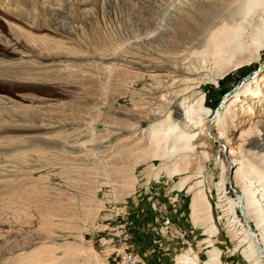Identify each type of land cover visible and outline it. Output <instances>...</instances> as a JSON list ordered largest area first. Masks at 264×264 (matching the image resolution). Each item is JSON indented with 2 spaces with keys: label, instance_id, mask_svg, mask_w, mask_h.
Here are the masks:
<instances>
[{
  "label": "rangeland",
  "instance_id": "rangeland-1",
  "mask_svg": "<svg viewBox=\"0 0 264 264\" xmlns=\"http://www.w3.org/2000/svg\"><path fill=\"white\" fill-rule=\"evenodd\" d=\"M202 1L211 0H0V141L21 139L32 125L50 130L49 138L97 129L103 137L105 122L118 123L111 139L94 148L89 143L90 148L74 154L104 156L98 160L105 163L63 165L62 155L51 154L64 153L57 148L40 157L37 146L47 144L39 139L6 149L11 152L4 156L14 159L2 163L17 176L0 178V264H116L103 252L101 240L112 236L117 222L126 225L144 264H179L178 257L187 251L205 264L213 250L221 264H250L219 208L216 186L232 157L229 148L240 147L241 131L264 119V49L257 61L201 87L214 116H221L239 91L243 99L234 106L237 117L224 149L215 138L218 127L209 125L201 150L218 156L207 161L203 173L184 169L187 165L173 172L180 159H135L130 148L140 138L134 141L136 133L126 129L159 87L152 78L156 66L131 61H142L149 51L173 55L189 47L177 40L181 21L175 19L182 13L194 20ZM185 77L174 80L181 84ZM158 121L141 120L144 133ZM27 153V158L16 157ZM186 178H191L188 183ZM242 186L229 178V198L241 197ZM199 192L212 205L219 228L214 236L193 222L191 205ZM47 204L55 215L51 221L44 216ZM236 211L245 223L241 209ZM166 219L170 228L163 225ZM250 223L260 232L256 220ZM40 248L51 252L41 263L28 255Z\"/></svg>",
  "mask_w": 264,
  "mask_h": 264
},
{
  "label": "bare ground",
  "instance_id": "bare-ground-1",
  "mask_svg": "<svg viewBox=\"0 0 264 264\" xmlns=\"http://www.w3.org/2000/svg\"><path fill=\"white\" fill-rule=\"evenodd\" d=\"M209 2L202 1V4H199L198 10L200 11L194 20L186 19L182 13H179L175 19L181 21L177 40L184 45L188 44L189 47L185 46L180 52L173 55L166 52L147 51L148 54L146 52L147 56L142 61H131L132 64L140 67L156 66L157 69L152 73V78L159 83V87L156 90L157 95L149 94L148 100L144 103L147 107L142 111H137L133 116L136 120L134 119L133 123L126 128L136 133L132 137L134 141L140 138L136 145L130 149L138 156L135 159H140L143 156L148 161L155 160V158L173 161L180 159L181 162L174 165L173 172L180 171L182 165H187L184 169H197L203 173L207 161L211 160V157L218 156L215 153L201 150L205 146V134L209 125L214 124L213 126L218 127L219 132L215 138L221 149L228 146L227 144L230 142L229 128L233 126L237 117L234 106L239 100H243L239 96L240 91L221 116H214L212 110L205 103L206 94L200 92L201 87L209 82L218 84L219 80L230 71L257 61L264 49V0H211ZM175 45L171 44L170 46ZM133 73L136 77L140 74L138 71H133ZM177 75H186L183 83L178 84L179 80H174ZM182 84L183 87L178 88ZM258 93H255L254 96L257 97ZM173 106L175 109L171 115L166 120L162 119L163 114L165 116ZM114 117L119 116L115 114ZM141 120L159 121L151 123L150 127L153 125L154 127L147 128L148 133L146 134ZM104 124L105 134L103 137L99 136L102 133L99 129L71 135L58 133L56 137L49 138L45 135L51 131L42 130L46 127L39 128L36 127L37 125L35 127L32 125L24 128L27 130L24 131L25 137L0 141V169L7 172L6 174L0 173V178H16L15 176H17L11 175V171L6 170L7 166L2 163H6L9 158L14 159L13 156H8L9 158L4 156L11 152L6 149L22 144L26 145L38 139L47 144L44 147L37 146L42 149L36 151L40 157L47 156L45 153L47 150L57 148L62 149L64 153L60 154L55 150H51L52 153H50L56 157L62 155L59 163L63 165L70 164L79 167L87 161L105 163L104 159L100 162L98 160L104 156L93 157L91 155L88 158L89 155H85V158L74 155L89 147L90 144V147L94 148L101 145L103 141L112 138L118 123L114 121ZM14 127L17 128V126ZM38 133L41 134L40 137L37 136ZM239 138L240 147L238 150L233 147L229 148V155L232 157L229 159V165L223 167L226 170L223 172L220 183L216 186L220 192L218 204L235 237L236 246L246 261L250 264H264V119L254 121L248 129L241 131ZM235 153L237 154L235 155ZM29 154L16 155V157L24 159ZM236 156L237 158H235ZM138 160L135 162L138 163ZM28 168L31 167L28 166ZM229 178L237 179L243 185L244 194L237 200L229 198L226 193ZM190 179L186 178L185 182L188 183ZM194 196L191 205L193 222L197 226H205L206 232L210 236H214L217 232L219 233V228L213 218L212 205L203 192L196 193ZM237 208L241 209L245 223L240 216H237ZM44 216L50 221L55 217L51 204L46 205ZM252 218L260 225V232L251 227ZM209 242L211 243V240ZM216 253L217 251L213 250L211 260L205 264H221ZM47 254H51V252L46 248H40L31 250L28 255L34 261L38 260L41 263ZM14 255L15 252L11 254V256ZM178 263L200 264L197 259L191 257L188 251L178 257Z\"/></svg>",
  "mask_w": 264,
  "mask_h": 264
},
{
  "label": "built area",
  "instance_id": "built-area-1",
  "mask_svg": "<svg viewBox=\"0 0 264 264\" xmlns=\"http://www.w3.org/2000/svg\"><path fill=\"white\" fill-rule=\"evenodd\" d=\"M165 228L172 226L171 220L163 221ZM103 252L109 258H113L116 264H144L143 256L133 249L130 242V234L126 230L123 222H117L114 225V232L110 238L101 240Z\"/></svg>",
  "mask_w": 264,
  "mask_h": 264
}]
</instances>
